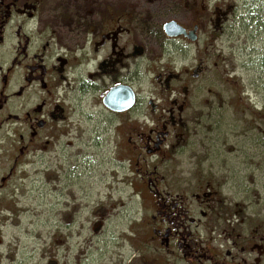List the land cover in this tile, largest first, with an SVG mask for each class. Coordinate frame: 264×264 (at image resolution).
Instances as JSON below:
<instances>
[{
    "label": "flooded vegetation",
    "instance_id": "1",
    "mask_svg": "<svg viewBox=\"0 0 264 264\" xmlns=\"http://www.w3.org/2000/svg\"><path fill=\"white\" fill-rule=\"evenodd\" d=\"M229 3L0 0V235L17 215L5 211L23 173L35 164L47 170L46 154L75 128L77 97L91 94L94 113L96 100L110 115V126L96 131L97 145L108 138L112 146L106 199L127 193L139 202L96 264H264V221L178 163L198 130L197 81L212 72L214 47L235 8ZM171 21L185 32L169 35ZM113 89L121 107L131 96L132 105L107 106ZM108 220L109 209L97 204L95 236ZM67 250L60 259L44 249L42 260L20 259L17 251L10 264H79Z\"/></svg>",
    "mask_w": 264,
    "mask_h": 264
},
{
    "label": "rangeland",
    "instance_id": "2",
    "mask_svg": "<svg viewBox=\"0 0 264 264\" xmlns=\"http://www.w3.org/2000/svg\"><path fill=\"white\" fill-rule=\"evenodd\" d=\"M210 1L211 5L230 2L235 8L214 47L210 76L197 81L198 130L188 137L178 163L182 172L219 184L225 196L258 215V223L264 221V0ZM77 99L68 145L64 142L46 154L47 170L43 171L44 163L35 164L18 181V193L5 211L11 215L16 209L17 215L4 221L0 235L2 264L16 259L17 251L20 259L31 253V259L42 260L44 249L60 259L68 249L70 260L96 264L100 254L106 259L116 235L139 209L138 200L125 198L127 193L106 199L111 184L106 164L112 146L108 138L97 145L96 131L110 126V115L96 100L94 113L91 94L81 102ZM100 203L109 209V220L97 237L95 208Z\"/></svg>",
    "mask_w": 264,
    "mask_h": 264
},
{
    "label": "water",
    "instance_id": "3",
    "mask_svg": "<svg viewBox=\"0 0 264 264\" xmlns=\"http://www.w3.org/2000/svg\"><path fill=\"white\" fill-rule=\"evenodd\" d=\"M165 29L167 31V33L171 36H177L180 35L181 33H184L185 30L182 28L181 25L177 24V22L175 21H171L169 23H167L165 25ZM115 89H113L111 91V93L107 96V98L105 99V103L107 104V106H109L111 109L113 110H125L127 108H129L132 105L133 102V96H131L130 98V103H128V105L121 107L118 104V96L116 95V93L114 92Z\"/></svg>",
    "mask_w": 264,
    "mask_h": 264
}]
</instances>
